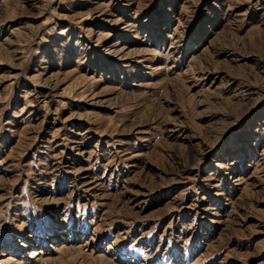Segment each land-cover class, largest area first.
I'll list each match as a JSON object with an SVG mask.
<instances>
[{
  "label": "rangeland",
  "instance_id": "rangeland-1",
  "mask_svg": "<svg viewBox=\"0 0 264 264\" xmlns=\"http://www.w3.org/2000/svg\"><path fill=\"white\" fill-rule=\"evenodd\" d=\"M0 264H264V0H0Z\"/></svg>",
  "mask_w": 264,
  "mask_h": 264
},
{
  "label": "bare ground",
  "instance_id": "bare-ground-1",
  "mask_svg": "<svg viewBox=\"0 0 264 264\" xmlns=\"http://www.w3.org/2000/svg\"><path fill=\"white\" fill-rule=\"evenodd\" d=\"M69 230V229H68ZM66 233H69L68 231L66 232ZM72 235L74 234V233H71ZM67 244H60L59 246H57L55 249V251L56 252H59V251H63L64 249H66L67 248ZM35 252V251H34ZM31 255H34V253L33 254H31ZM7 256H10V255H7ZM33 257V256H32ZM13 259V258H12Z\"/></svg>",
  "mask_w": 264,
  "mask_h": 264
}]
</instances>
